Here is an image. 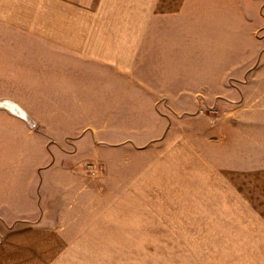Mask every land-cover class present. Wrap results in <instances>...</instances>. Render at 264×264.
I'll return each mask as SVG.
<instances>
[{
    "label": "crops",
    "instance_id": "0c3cea01",
    "mask_svg": "<svg viewBox=\"0 0 264 264\" xmlns=\"http://www.w3.org/2000/svg\"><path fill=\"white\" fill-rule=\"evenodd\" d=\"M193 1L0 0V53L15 63L18 33L37 38L31 69L77 70L79 60L89 69H140L145 54L173 52V23L178 35L190 36L187 23L204 19ZM67 10L77 21L87 13L88 28L41 25L60 20ZM49 58H55V66L47 65ZM64 59L72 64L63 66ZM179 68L183 74L176 79L121 77L99 85L135 86L145 92V101L165 96L168 102H183L185 113L198 100L216 102L213 119L199 115L197 126L186 117L182 128L155 123L151 129L65 130L71 140L57 141L54 157L35 170L27 188L9 190L3 202L0 196V264H130L128 246L141 245L134 240L143 230L152 236L172 231L173 243L156 245H192L201 244L197 240L213 229L208 224L225 221L228 213L227 222L237 214L239 223L234 211L239 175L257 168L254 155L243 154L247 159L241 160V149L264 150V89L256 93L249 87L264 82V62L184 61ZM61 80L63 104V87L81 79ZM91 84L87 79L85 85ZM240 94L243 106L226 104L240 100ZM111 96L102 94L101 100ZM115 96L122 101L127 94ZM147 149L164 151L143 168L140 155ZM260 165L264 168V161Z\"/></svg>",
    "mask_w": 264,
    "mask_h": 264
},
{
    "label": "rangeland",
    "instance_id": "374dc122",
    "mask_svg": "<svg viewBox=\"0 0 264 264\" xmlns=\"http://www.w3.org/2000/svg\"><path fill=\"white\" fill-rule=\"evenodd\" d=\"M193 2L204 11L198 18L205 16L198 22L187 23L186 29L190 36L178 35V23H173L170 29H175L177 33L173 39V52L168 55L147 53L144 55L143 67L132 71L119 72L98 66L89 69L84 60L74 62L79 67L77 70L31 69L30 61L35 60L33 54L39 50L37 38L19 37L17 33L15 63H9L7 55L0 53L1 202L9 190L15 192L27 188V182L35 170L54 157L57 141L71 140L70 134H67L71 129H151L155 123L182 128L186 117L199 126L197 117L207 115L210 118L217 108L216 102L202 104L198 100L193 103V111L185 113L183 102H168L164 100L165 96L162 97L164 101H145V92L138 91L135 86L99 85L103 79H176L183 74L179 67L184 61L264 62V0ZM67 12L62 18L59 17L60 20H49L41 25H46L47 29L63 31L88 28L87 13L79 14L77 21L71 10ZM29 24L33 28L39 27V23ZM64 61L63 66L72 64L66 59ZM47 65L55 66V58H49ZM72 77L80 78L81 84L63 87L65 100L62 104L58 100L62 88L58 82L63 79L61 81L70 83L68 79ZM89 78L92 84L85 85ZM249 87L254 88L256 93H261L264 82L257 83L256 87ZM105 93L111 94L112 100H101ZM124 93L127 94L124 96L125 100L120 101V96H115ZM73 97L76 99H72ZM244 100L240 94V100L226 104L243 106ZM250 100L254 101L256 97L251 96ZM8 101L14 103L17 110L23 111V115L16 109L12 111L1 105ZM161 115H166L167 118L159 117ZM130 135L129 133V137ZM163 151H141L143 168ZM248 153L254 155L257 168L250 172L241 171L239 175V199L234 200V211H238L239 223L236 220L237 214L232 223L227 222L226 219L231 216L228 213L224 217V223L208 224L213 229H208L207 234L203 233L207 235L205 238L197 240L201 244L192 245H156L158 242L173 243L175 240L172 239V231L165 230L160 235L152 236L151 231L143 230V235L134 240L140 241L141 245L128 246L129 263L264 264V168L260 165L264 161V150L241 149V160H246L247 156L244 155ZM135 169L138 173L140 167L136 166ZM175 232L178 233L173 230ZM191 233L193 237L200 236L198 231Z\"/></svg>",
    "mask_w": 264,
    "mask_h": 264
},
{
    "label": "bare ground",
    "instance_id": "6f19581e",
    "mask_svg": "<svg viewBox=\"0 0 264 264\" xmlns=\"http://www.w3.org/2000/svg\"><path fill=\"white\" fill-rule=\"evenodd\" d=\"M1 105H3L5 108H10L11 110H15L14 103L12 102H2ZM23 114V111H22Z\"/></svg>",
    "mask_w": 264,
    "mask_h": 264
},
{
    "label": "water",
    "instance_id": "95a60500",
    "mask_svg": "<svg viewBox=\"0 0 264 264\" xmlns=\"http://www.w3.org/2000/svg\"><path fill=\"white\" fill-rule=\"evenodd\" d=\"M15 109H16V108H15ZM16 110H17V109H16ZM12 111H14V110H12ZM17 112L20 113L21 115H23L21 110H17Z\"/></svg>",
    "mask_w": 264,
    "mask_h": 264
}]
</instances>
